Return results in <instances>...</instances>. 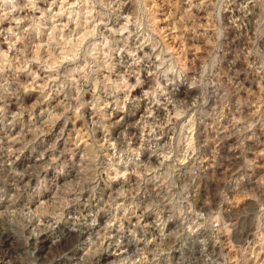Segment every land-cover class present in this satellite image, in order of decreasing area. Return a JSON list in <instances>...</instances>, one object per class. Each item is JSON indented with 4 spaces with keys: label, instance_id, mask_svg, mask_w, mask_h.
I'll list each match as a JSON object with an SVG mask.
<instances>
[{
    "label": "clouds",
    "instance_id": "clouds-1",
    "mask_svg": "<svg viewBox=\"0 0 264 264\" xmlns=\"http://www.w3.org/2000/svg\"><path fill=\"white\" fill-rule=\"evenodd\" d=\"M0 264H264V0H0Z\"/></svg>",
    "mask_w": 264,
    "mask_h": 264
}]
</instances>
